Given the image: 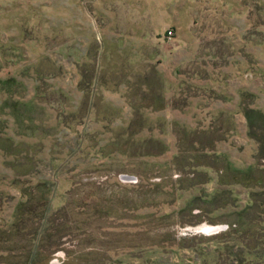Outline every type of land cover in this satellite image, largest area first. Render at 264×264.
Wrapping results in <instances>:
<instances>
[{
    "label": "rangeland",
    "instance_id": "1",
    "mask_svg": "<svg viewBox=\"0 0 264 264\" xmlns=\"http://www.w3.org/2000/svg\"><path fill=\"white\" fill-rule=\"evenodd\" d=\"M8 78L33 112L17 121L0 91V264L22 261L34 218L14 234L15 211L44 182L35 264H264V161L242 112H264V0H0ZM229 163L252 181L221 184Z\"/></svg>",
    "mask_w": 264,
    "mask_h": 264
},
{
    "label": "trees",
    "instance_id": "2",
    "mask_svg": "<svg viewBox=\"0 0 264 264\" xmlns=\"http://www.w3.org/2000/svg\"><path fill=\"white\" fill-rule=\"evenodd\" d=\"M0 88H2L3 90L0 89V91L6 95H8L9 93L11 96L8 99H5L3 101L2 104V109H7L12 111V116L18 121V120H24V117L21 116V113L23 112L21 107H25V110L27 113L29 112H33V104H28V103H23L22 100H13L12 96L15 95V89H21L22 88V84L15 78H8V79H3L0 80ZM242 112L246 118L247 121V126H248V137L253 140L254 142L257 143L258 146V153H257V158L260 161H264V112L251 108L250 106H244L242 108ZM31 128H36L35 124L29 125ZM1 134V133H0ZM33 137H35V134L31 135ZM15 145L12 143L11 149L12 152L10 153L13 156H19L18 154H15L16 152L14 151L15 149ZM121 154H125V151H120ZM187 152V151H185ZM146 155H149L146 154ZM193 159V158H192ZM191 159V161H193ZM204 161V156H200V158L198 159V161ZM186 159L185 158H181V157H177L176 160V166L177 168L182 171V172H186L188 165L186 164ZM207 164V163H206ZM198 165V164H196ZM198 165V166H202ZM255 167L256 166H250L246 169H244V175H248V173H250V171H255ZM240 169H237L236 167H234L231 163L228 164V166L226 167L224 174H228L229 172L232 173V182L225 180L224 182H221V184H228V185H232L233 183H241L244 182L248 183V181H252L250 180H244L242 178L237 177V174L239 173ZM27 176V175H25ZM234 178V179H233ZM242 179V180H241ZM256 187L258 188H263L264 183L261 181V179H257L256 180ZM36 193L34 195H29L27 202L26 203H20L15 211V223L12 226V233H16L17 231H19V229L22 227L21 221L24 219V217L26 215L28 216H32L34 218V223L31 225L30 231L29 233L26 235V237L28 238V244L26 245V247L24 248L25 252H24V257H22V261H18L16 263H9V264H35V259H36V251L38 246L40 245L42 238H43V234L46 231H49V226L52 224V220L49 219L50 216V209H51V202H52V189L49 186L48 182H44V183H39L36 187ZM262 192V194H264V191H260ZM253 206L259 208L260 210L264 211V201H255L253 203ZM67 209H69L67 207ZM231 227V226H230ZM232 230V227H231ZM235 231V230H233ZM232 236V232H228L226 235H224L223 237H218L217 236H211L209 238H206L205 240L207 241H211V239H213L215 242L219 241L220 239H226V237ZM21 236L20 234H17L16 237ZM201 238L202 241L204 238L203 237H199V236H195V237H186L183 240H181V242L186 243V242H191L194 241L195 239H199ZM200 239V240H201ZM180 242V243H181ZM179 243V244H180ZM179 244H175L174 247H178ZM231 250L232 248L230 247L229 244H226V246L224 247V250ZM80 255L82 253H79ZM21 260V259H19ZM91 264L90 262H88V259H79L77 264ZM99 264H104L103 261L101 260L100 262H98ZM108 264V263H107ZM214 264H219L218 258L216 257V259L214 260Z\"/></svg>",
    "mask_w": 264,
    "mask_h": 264
},
{
    "label": "water",
    "instance_id": "3",
    "mask_svg": "<svg viewBox=\"0 0 264 264\" xmlns=\"http://www.w3.org/2000/svg\"><path fill=\"white\" fill-rule=\"evenodd\" d=\"M121 179L125 182H131V181H134L135 178L134 177H130L128 175H123L121 176ZM206 227H209L207 225H203L197 229H192V231L194 233H198V232H205L206 234H209V235H212V234H216L218 233L219 231L221 230H224L226 229V227H214V226H210L209 229L207 230Z\"/></svg>",
    "mask_w": 264,
    "mask_h": 264
},
{
    "label": "crops",
    "instance_id": "4",
    "mask_svg": "<svg viewBox=\"0 0 264 264\" xmlns=\"http://www.w3.org/2000/svg\"><path fill=\"white\" fill-rule=\"evenodd\" d=\"M245 5V4H244ZM247 6V5H246ZM251 6V5H250ZM250 6H248L250 9H251V7ZM226 8H228V6H226ZM227 12V11H226ZM241 13L244 15L243 16V18L246 20L247 18H248V16H249V13H250V10L247 12V9L245 8V10L244 11H241ZM205 14V13H204ZM240 18H242L241 17V15H240ZM242 18V19H243ZM243 19V20H244ZM236 20H232V19H230V22H232L233 24H234V22H235ZM229 22V23H230ZM193 36L191 37V38H193V37H195L196 35L194 34V33H191ZM225 34L226 35H221L220 37L222 38V39H226V40H231V38H232V34H233V32H231V31H226L225 32ZM170 39L172 38V37H169ZM214 38H216V37H214ZM190 39V38H189ZM228 70H230L231 71V69H228ZM230 72H228V74L227 75H229L230 76Z\"/></svg>",
    "mask_w": 264,
    "mask_h": 264
},
{
    "label": "built area",
    "instance_id": "5",
    "mask_svg": "<svg viewBox=\"0 0 264 264\" xmlns=\"http://www.w3.org/2000/svg\"><path fill=\"white\" fill-rule=\"evenodd\" d=\"M169 37H172L173 36V31H169Z\"/></svg>",
    "mask_w": 264,
    "mask_h": 264
},
{
    "label": "bare ground",
    "instance_id": "6",
    "mask_svg": "<svg viewBox=\"0 0 264 264\" xmlns=\"http://www.w3.org/2000/svg\"><path fill=\"white\" fill-rule=\"evenodd\" d=\"M210 227V226H209ZM209 227H206V229L208 230L209 229Z\"/></svg>",
    "mask_w": 264,
    "mask_h": 264
}]
</instances>
